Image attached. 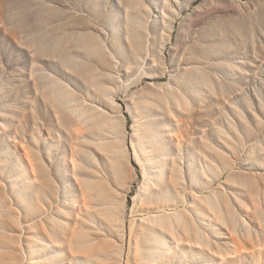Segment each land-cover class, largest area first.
Returning <instances> with one entry per match:
<instances>
[{
    "label": "rangeland",
    "instance_id": "1",
    "mask_svg": "<svg viewBox=\"0 0 264 264\" xmlns=\"http://www.w3.org/2000/svg\"><path fill=\"white\" fill-rule=\"evenodd\" d=\"M0 264H264V0H0Z\"/></svg>",
    "mask_w": 264,
    "mask_h": 264
}]
</instances>
